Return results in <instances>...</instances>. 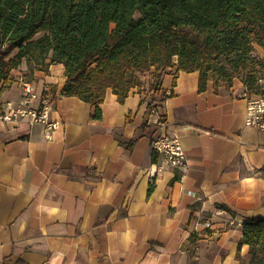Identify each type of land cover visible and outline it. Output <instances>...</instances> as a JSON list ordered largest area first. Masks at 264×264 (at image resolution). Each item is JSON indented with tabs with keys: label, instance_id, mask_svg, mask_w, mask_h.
I'll return each instance as SVG.
<instances>
[{
	"label": "crops",
	"instance_id": "crops-1",
	"mask_svg": "<svg viewBox=\"0 0 264 264\" xmlns=\"http://www.w3.org/2000/svg\"><path fill=\"white\" fill-rule=\"evenodd\" d=\"M46 64L10 73L47 92L58 126L47 138L41 124L0 121V264H249L238 244L241 224L264 217V133L245 126L241 79L215 88L209 76L198 93V72L162 76L153 98L188 156L182 175L159 171L149 146V72L123 103L108 91L92 119L91 105L60 94L63 65ZM0 102L22 107L20 87ZM198 219L217 233L196 234Z\"/></svg>",
	"mask_w": 264,
	"mask_h": 264
},
{
	"label": "trees",
	"instance_id": "trees-1",
	"mask_svg": "<svg viewBox=\"0 0 264 264\" xmlns=\"http://www.w3.org/2000/svg\"><path fill=\"white\" fill-rule=\"evenodd\" d=\"M256 48L264 54V0H0V93L23 61L45 71L50 58L64 67L60 94L91 105L92 119L108 91L123 103L141 90L145 72L156 91L164 74L182 71L198 72V93L209 76L215 88L238 78L259 93ZM241 232L238 249L248 245L249 264H264V217L246 219Z\"/></svg>",
	"mask_w": 264,
	"mask_h": 264
},
{
	"label": "built area",
	"instance_id": "built-area-1",
	"mask_svg": "<svg viewBox=\"0 0 264 264\" xmlns=\"http://www.w3.org/2000/svg\"><path fill=\"white\" fill-rule=\"evenodd\" d=\"M263 78L264 76H261L258 79L261 86ZM14 83L21 89L22 107L12 108L9 103L0 102V121L8 123L15 122L17 119H27L30 125H43L46 137L50 138L51 132L58 126V123L49 117L51 100L48 94L43 96L42 93L39 96L33 84L22 75L14 79ZM157 92L155 89H146L144 97L149 112L148 121L155 127L154 134L149 139V146L152 154L159 158V171L168 168L184 175L189 167V159L178 135L170 131L168 121L153 98ZM165 94L169 96L170 92L166 91ZM36 99L37 104L32 106V102ZM244 101L245 126L264 133V89L259 93H249L245 88ZM194 232L203 237L217 233L208 219H198L195 222Z\"/></svg>",
	"mask_w": 264,
	"mask_h": 264
},
{
	"label": "rangeland",
	"instance_id": "rangeland-1",
	"mask_svg": "<svg viewBox=\"0 0 264 264\" xmlns=\"http://www.w3.org/2000/svg\"><path fill=\"white\" fill-rule=\"evenodd\" d=\"M135 16H138L137 14ZM257 55H259L258 53H256ZM259 56L264 58V54H260Z\"/></svg>",
	"mask_w": 264,
	"mask_h": 264
}]
</instances>
